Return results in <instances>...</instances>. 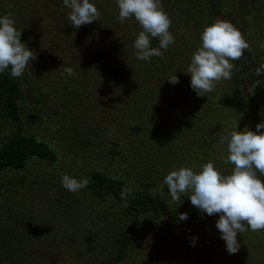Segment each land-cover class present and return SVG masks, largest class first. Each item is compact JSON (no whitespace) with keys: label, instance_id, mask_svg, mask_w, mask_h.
<instances>
[{"label":"trees","instance_id":"1","mask_svg":"<svg viewBox=\"0 0 264 264\" xmlns=\"http://www.w3.org/2000/svg\"><path fill=\"white\" fill-rule=\"evenodd\" d=\"M90 2L100 12L99 19L75 29L67 16L66 20L58 11L63 0H0V10H4L0 14L6 15L7 4H14V26L22 32L20 40L36 54L21 77H12L10 68L0 73V177L12 180L7 181L9 185L42 184L41 174H29V164L40 162L56 174L64 171L77 180L87 178L88 186L82 191L72 193L62 189L59 207L65 215L74 211L87 214L88 233H92L101 251L97 263L129 264L131 255L142 243L150 247V242L162 236L163 248L170 253V264H264V229L238 233L239 251L230 254L216 228L219 214L202 213L187 196L182 197L180 205L170 202L167 185L160 191L164 177L173 169V158L177 157L178 162L184 154L188 131H194L196 126H199L198 133L205 131L199 117L187 116L182 109L184 103L188 106L194 103V108L205 117L213 114L212 120L227 110L239 112L252 119L253 132L264 120V75L255 73L257 66L264 63L261 47L264 44V0H161L171 20L169 32L175 42L167 50H161L162 57H152L150 61L139 60L135 55L134 41L143 30L135 18L121 24L116 0ZM218 20L228 21L239 30L249 48L239 60L229 61L234 65L231 79L214 82L212 92L197 96L190 87L191 75L186 74L185 66L176 65V53L184 55L190 64L193 53L202 44L201 32ZM150 43L158 47L159 38L150 37ZM147 63L153 66L149 71L145 69ZM64 67L73 68L75 75L67 78ZM174 75L178 77L177 84L167 80ZM156 80L170 92L164 89L163 95L157 91L156 96L158 101L168 103L171 118L165 128L185 134L184 139L160 144L162 155L156 163L141 152L134 153V163L128 166L121 164L126 161L125 140L114 138L107 150V162L117 161L120 165L103 166L99 160L101 145L92 140L95 136L86 134L101 130L99 117L105 119L102 113L96 114V103L90 101L95 92L92 87L100 86L103 97L106 94L102 88H111L109 84H113L111 89L118 96L124 94L116 108L109 101L107 112L106 108L103 110L106 115L112 113L109 116L114 120L121 116L120 125L124 126L132 119L141 123L135 115L140 104L146 101L145 85ZM257 81L259 85L253 89ZM179 101H183L181 106ZM69 103L75 104L74 109L62 108ZM83 107L87 110L85 113ZM83 113L90 122H83L80 118ZM174 121L175 128L171 126ZM150 123L144 122V126L149 127ZM84 128L90 132L84 133ZM203 144L208 150L192 152L195 154L192 159L201 166L211 161L222 175L230 174L234 166L225 163L226 156L219 163L209 150L212 149L210 143ZM73 153L89 156L101 166L84 169L83 165H75ZM261 180L264 182V177ZM123 189L129 190L126 208L120 199ZM180 213H187L188 219L180 220ZM11 255L16 252L1 255L0 264H17Z\"/></svg>","mask_w":264,"mask_h":264},{"label":"clouds","instance_id":"2","mask_svg":"<svg viewBox=\"0 0 264 264\" xmlns=\"http://www.w3.org/2000/svg\"><path fill=\"white\" fill-rule=\"evenodd\" d=\"M63 5L70 11L68 20L75 29L97 21L100 12L90 0H63ZM119 9V22L135 18L142 26V31L134 41L135 55L142 61H150L152 57H162L163 50L175 42L169 32L171 20L164 11L161 0H116ZM6 15L0 16V73L10 68V75L15 78L22 76L30 61L36 54L22 43L21 30L15 25L14 4L8 3ZM150 37L159 38L158 47H152ZM201 46L193 53L187 69L191 75L190 87L197 96H206L215 89V83L221 79H231L234 65L229 61L239 60L249 44L241 32L230 22L218 20L206 26L200 34ZM264 48V44L261 45ZM67 78L75 75L71 67H64ZM257 76L264 75V63L257 66ZM172 84L179 83L176 75L167 79ZM259 81L252 85L255 89ZM264 120L256 125L253 132L247 127L243 131H232L221 137L220 142L227 141L228 155L225 163L234 167L230 174L222 175L209 161L202 165L199 173L190 168L181 167L170 171L163 179L167 185L171 201L178 205L183 203L182 197L187 196L190 202L208 216L219 214L216 228L226 244L230 254L239 251L240 244L237 234L249 229H264ZM88 179L70 177L64 174L61 184L72 193L82 191L88 186ZM129 190L123 189L120 199L123 207H128ZM187 194V195H186ZM180 220H187V213L179 214ZM194 243V241H193Z\"/></svg>","mask_w":264,"mask_h":264},{"label":"rangeland","instance_id":"3","mask_svg":"<svg viewBox=\"0 0 264 264\" xmlns=\"http://www.w3.org/2000/svg\"><path fill=\"white\" fill-rule=\"evenodd\" d=\"M108 6L106 4V7ZM2 10L1 8L0 13L4 12ZM58 11H61V15L66 19L70 10L63 5L61 8L58 7ZM14 12L16 11L14 10ZM3 15L5 14H0V16ZM40 18L39 20H43ZM43 21L48 23V20ZM176 55V65L185 66L184 70L188 74L187 69L190 64L187 63V59L181 53H176ZM152 67V64L147 63L145 69L149 71ZM148 77L149 75L144 76V80L140 84L142 85ZM106 81H104L103 85H105ZM109 86L111 88L114 87L113 84H109ZM93 88L97 99L94 95H91L90 101L91 103H96L94 106V108L96 107V114L102 113L103 116L105 115V119L99 117L101 130H97V133H86L90 132L87 128H84V133L92 137L95 136L92 140L96 144L101 145L100 148L98 147L99 153L102 154L99 160H102L101 164L103 166L111 168V166L117 167L120 165V162L117 161L112 164L107 162V150L114 138L125 140L127 155L126 161L121 164L128 166L133 162L134 153L138 155L141 152L144 155L148 154L151 160L156 163L160 159V155H162L160 144H165L166 140L173 142L177 138L178 140L184 139L185 134L175 131L169 132L165 128L171 116L168 115L170 114L167 109L168 103L156 99L157 91H160L163 95L165 89V85L160 81L156 80L145 85V94L143 96L146 101L140 104L139 110L135 115L136 120L141 123H136L132 119L131 122L127 121L124 126L120 125L121 116L114 120L109 116L112 113L106 115L103 112L105 108L107 112L108 107L106 104L109 101L114 105L113 108H116L120 99H123L124 94L118 96L111 88H102V92L106 94L103 97L99 91L100 86ZM121 91H123L122 87L119 88V92ZM136 92L142 96L140 90L136 89ZM165 92L170 93L166 89ZM135 102L139 101L136 100ZM54 104H56L55 99ZM76 104L79 103L76 102ZM58 105L59 108L62 107L61 104ZM189 106L184 103L182 109L189 118L199 117L198 121H201L205 131L198 133L199 126H196L194 131H188L189 137L186 139L184 154L180 156L178 162L176 161L177 157L173 158L174 166L172 171L183 166L192 169L194 172L201 170V164L192 159L195 156V154L192 155V152L197 153L198 149L203 152L208 150L206 146H203V142L210 143L212 147V149H209L210 152H213L214 158L219 159V163H221L223 156L227 157L228 154L227 141L221 143V137L233 130L243 131L245 127L249 130L253 129L250 125L252 119L245 118L239 112L227 110L221 116L212 120L213 114L205 117L204 113L194 108L196 107L194 103L190 102ZM74 107V103H69V106L62 108L70 111ZM89 109L92 110L93 108ZM86 111L85 107H83V112L85 113ZM84 113L80 118H83V122H90V119ZM173 120H176L175 117H173ZM144 122L152 123H150L149 127H145ZM194 122L197 123V120H194ZM157 123L159 125H156ZM175 124L177 123L174 121L171 126L175 128ZM105 125L107 127H104ZM72 157L74 159L73 163L75 165H83L84 169H93L101 166L100 163L83 154L77 155L73 153ZM29 172L31 176L41 174L42 184L9 185L10 183L7 181L12 180H8L7 177H0V256L14 251L16 255H11V257L16 258L14 261L17 264H106V262H96L101 251L97 246L96 240L92 237V233H88L90 231L88 224L90 223H88L87 214L74 211L72 214L65 215L63 211H60L61 193L64 187L61 184L58 185V183H61L64 171L56 174L43 163L34 162L29 164ZM46 178L50 179L47 180ZM50 180L52 184H49ZM54 183H56L55 186L53 185ZM75 209L78 210L77 208ZM14 230L16 231L15 233H13ZM4 236L5 238L2 240ZM156 240L149 243L150 247L144 246L145 243H142L138 250L131 255L129 264H170L171 260L168 255L170 253L166 251L165 247L163 248L162 236L161 239ZM3 245L4 247H2Z\"/></svg>","mask_w":264,"mask_h":264}]
</instances>
